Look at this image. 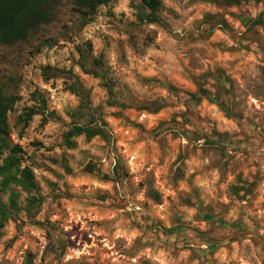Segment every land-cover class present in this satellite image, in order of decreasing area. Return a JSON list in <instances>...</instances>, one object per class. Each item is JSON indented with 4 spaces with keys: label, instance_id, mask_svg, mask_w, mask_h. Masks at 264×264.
Instances as JSON below:
<instances>
[{
    "label": "rangeland",
    "instance_id": "374dc122",
    "mask_svg": "<svg viewBox=\"0 0 264 264\" xmlns=\"http://www.w3.org/2000/svg\"><path fill=\"white\" fill-rule=\"evenodd\" d=\"M160 2L0 43V264H264V0Z\"/></svg>",
    "mask_w": 264,
    "mask_h": 264
},
{
    "label": "trees",
    "instance_id": "16d2710c",
    "mask_svg": "<svg viewBox=\"0 0 264 264\" xmlns=\"http://www.w3.org/2000/svg\"><path fill=\"white\" fill-rule=\"evenodd\" d=\"M52 0H0V43L11 44L18 40L26 38L28 31L35 28L40 23L46 22L50 16L48 10ZM72 4L87 12H92L97 6L109 3L113 0H71ZM141 4L149 10L150 16L155 17V13L161 6L160 0H139ZM154 22V20H150ZM82 59L84 55L80 52ZM98 58H93L92 63H98ZM80 68L85 74L98 76L97 72L86 67L84 62H80ZM6 99L0 95V134L6 132ZM70 136L84 134L86 138L101 136L102 131L98 126L76 127L69 133ZM0 139L3 138L0 136ZM17 168V161L14 157H8L4 164L0 165V177H4L3 183L6 184L8 178L12 177L11 173ZM22 180L20 184L24 187H33L32 176L27 170L21 172Z\"/></svg>",
    "mask_w": 264,
    "mask_h": 264
}]
</instances>
